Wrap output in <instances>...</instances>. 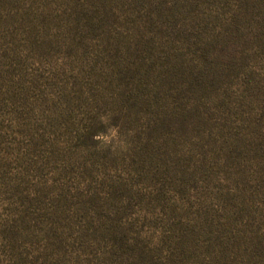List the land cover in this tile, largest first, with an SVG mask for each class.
Here are the masks:
<instances>
[{"label": "rangeland", "instance_id": "374dc122", "mask_svg": "<svg viewBox=\"0 0 264 264\" xmlns=\"http://www.w3.org/2000/svg\"><path fill=\"white\" fill-rule=\"evenodd\" d=\"M0 264H264V0H0Z\"/></svg>", "mask_w": 264, "mask_h": 264}, {"label": "clouds", "instance_id": "9594fccd", "mask_svg": "<svg viewBox=\"0 0 264 264\" xmlns=\"http://www.w3.org/2000/svg\"><path fill=\"white\" fill-rule=\"evenodd\" d=\"M112 115L101 114L98 119L100 123L107 126L106 132L101 131L93 136V139L98 142L97 147L103 146L105 148H111L115 150L116 148L126 149L127 145L124 139H122L119 131L118 125H112Z\"/></svg>", "mask_w": 264, "mask_h": 264}]
</instances>
